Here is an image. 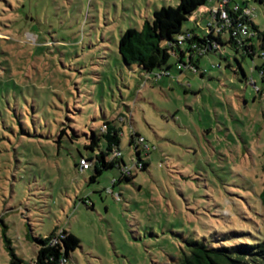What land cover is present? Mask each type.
Listing matches in <instances>:
<instances>
[{
    "label": "rangeland",
    "instance_id": "374dc122",
    "mask_svg": "<svg viewBox=\"0 0 264 264\" xmlns=\"http://www.w3.org/2000/svg\"><path fill=\"white\" fill-rule=\"evenodd\" d=\"M177 3L0 0V264H33V239L55 227L79 240L67 264H176L190 239L264 240V65L263 79L252 71L261 59L224 47L194 57L202 77L171 58L176 80H156L118 54L124 31ZM247 3L264 35V0ZM208 21L182 30L202 37ZM119 116L124 164L137 158L134 130L147 167L112 188L115 167L90 182L93 168L75 165L106 150L103 139L85 146Z\"/></svg>",
    "mask_w": 264,
    "mask_h": 264
},
{
    "label": "trees",
    "instance_id": "16d2710c",
    "mask_svg": "<svg viewBox=\"0 0 264 264\" xmlns=\"http://www.w3.org/2000/svg\"><path fill=\"white\" fill-rule=\"evenodd\" d=\"M215 1L178 0L175 7L166 6L154 10L152 19L145 21L141 30L129 28L124 31L120 35L117 45L118 54L124 65L136 66L142 73L156 80L163 77L176 80L170 73L172 65L169 64V60L172 58L178 73L181 74L185 68L193 72L198 71L202 77L204 73L199 71V67L193 61L194 57L196 56L198 60L200 57L209 53H217L227 47L235 54L239 53L242 57H248L250 60H253L255 56L261 59L262 65L254 66L252 71L258 72L260 79H263L264 35L252 21L253 9L247 5L249 0L240 2L231 0L227 7L228 15L231 18V27L235 28L237 23L244 24L249 30L247 36H232L230 30H226L222 34H214L211 28L214 19L208 13H204L209 17L206 35L199 37L194 31L182 30L183 22L191 19L199 9L212 7ZM211 2L213 5L207 7L206 4ZM245 10H251V15H244ZM193 21L197 24L198 19ZM237 66L245 78L238 61ZM226 67H230L229 63ZM238 69L234 70L235 74L238 73ZM251 84L254 87L256 85L255 81ZM255 91L260 93L257 88ZM123 124H126L125 119L123 116H119L116 119L104 121L98 135L91 132L89 143L85 148L93 152L98 147L99 141L103 139L106 150L87 158L80 157L79 161L84 160L89 163L88 169L85 171L93 168V174L89 177L90 182H94L104 171L113 167L119 171L120 177L117 180H112V188L121 181H128L134 177L133 171L129 175L122 172V168L127 166L124 164L121 153L120 156H115L117 152H120L118 147ZM63 134L64 130H60L58 137L61 138ZM139 138L141 137L138 133L132 130L129 135V146L134 145L135 147L137 158L134 162V170L143 171L147 167V162L141 159L137 149L136 140ZM109 155L110 158L107 160ZM79 161L75 166L80 170ZM138 165L139 168H137ZM259 199L260 205L264 209V188ZM86 202L88 201L85 200ZM33 241L38 246L33 264H67L70 253L79 246L77 237L63 229L59 230L57 227L46 237L34 238ZM186 248V252L182 253L176 264H264V240L248 244L210 246L204 242L190 239L186 241Z\"/></svg>",
    "mask_w": 264,
    "mask_h": 264
},
{
    "label": "built area",
    "instance_id": "2783aa9c",
    "mask_svg": "<svg viewBox=\"0 0 264 264\" xmlns=\"http://www.w3.org/2000/svg\"><path fill=\"white\" fill-rule=\"evenodd\" d=\"M230 3L231 0H216L212 7L201 8L203 9L202 13H208L214 19V21L211 24V28L214 34H222L224 31L230 30L232 36H236V35H240L242 37L247 36L249 30L244 24L237 23L235 28L231 27V18L229 17L227 12V7L229 6ZM243 13L244 15H251V10H245ZM193 20H196V17H194ZM180 40H182V37H180ZM142 142L143 139L139 138L136 140V145ZM115 156H120V152H117ZM79 166H80V171H85L86 169H88L87 167L89 166V163L84 160H80ZM133 167L135 168V166ZM139 167L140 166L138 165L137 168ZM134 168L123 167L122 172L126 175H129L132 173Z\"/></svg>",
    "mask_w": 264,
    "mask_h": 264
},
{
    "label": "crops",
    "instance_id": "0c3cea01",
    "mask_svg": "<svg viewBox=\"0 0 264 264\" xmlns=\"http://www.w3.org/2000/svg\"><path fill=\"white\" fill-rule=\"evenodd\" d=\"M202 11H203V9H200L199 11H197V12L195 13V15L191 17L190 20H193L194 17H196V19H198V18L201 17V16H207V15H205L204 13H202ZM207 17H208V16H207Z\"/></svg>",
    "mask_w": 264,
    "mask_h": 264
}]
</instances>
